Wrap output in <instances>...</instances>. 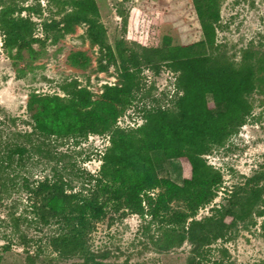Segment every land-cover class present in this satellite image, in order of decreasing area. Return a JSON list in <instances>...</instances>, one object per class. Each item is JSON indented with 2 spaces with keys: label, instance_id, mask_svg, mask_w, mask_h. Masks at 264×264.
<instances>
[{
  "label": "trees",
  "instance_id": "obj_1",
  "mask_svg": "<svg viewBox=\"0 0 264 264\" xmlns=\"http://www.w3.org/2000/svg\"><path fill=\"white\" fill-rule=\"evenodd\" d=\"M48 1L57 3L56 13L62 17L41 24L42 30L69 32L75 25L86 24L90 42L99 48V67L113 65L118 75V82L105 84L96 98L76 79L59 84L63 95L32 93L27 101L31 131H16L20 141L0 149V175L26 152L56 159L50 174L24 184L33 217L42 225L56 226L48 237L50 250L60 259H79L70 264H107L91 250L88 235L108 208L127 209L142 219L149 217L145 230L158 223L161 236L150 235L157 251L188 241L192 249L186 264H203L208 246L218 239H229L239 222L250 219V224H255L254 217H262L264 230V167L232 190L226 204L213 207L210 216L195 219L198 209L215 198L223 183L220 170L208 163L206 156L225 147L247 122L253 109L251 94H264V53L245 49L236 58L217 43L222 26L220 0H193L203 36L199 41L183 43L170 21L140 12L135 14L131 45L118 50L108 45L95 0ZM25 10L39 13L41 7L0 0L3 47L34 53L32 44L42 40L35 33L37 22L21 15ZM88 60L82 51L69 55L74 65H86ZM145 66L157 70L164 66L174 74L176 93L166 104L140 93ZM137 97L139 101L151 98L152 102L140 107L142 123L118 126V118ZM91 133L108 135L109 145L100 156L99 170L87 173V184L76 190L70 179L57 172L65 154L55 156L48 145L53 139L77 141ZM34 135L38 142L33 141ZM169 159L181 162V184L159 174ZM13 233L27 247L30 239L15 228ZM34 257L27 253L29 264H36Z\"/></svg>",
  "mask_w": 264,
  "mask_h": 264
},
{
  "label": "rangeland",
  "instance_id": "obj_2",
  "mask_svg": "<svg viewBox=\"0 0 264 264\" xmlns=\"http://www.w3.org/2000/svg\"><path fill=\"white\" fill-rule=\"evenodd\" d=\"M18 1H22L26 7H41L39 13L25 10L21 15L30 16L37 22L35 33L42 42L32 44L34 53L7 50L3 47L0 31V149L20 141L14 135L16 131H31L32 117L27 101L32 93L63 95L59 84L76 79L96 98L105 84L118 82L117 70L113 65L107 69L99 67V48L90 42L86 24L75 25L69 32L57 28L45 33L41 24L62 17V14L56 13L57 3L48 0ZM95 1L99 20L105 27L107 42L112 50L131 45L132 28L137 25L135 14L140 12L160 15L162 19L170 21L177 27L183 43L203 38L193 0ZM121 12L126 17L121 16ZM220 16L222 26L217 31V43L221 44V50L236 58L245 49L264 53V0H220ZM77 51L89 57L86 65L80 62L74 65L69 61V55ZM141 83L140 93L158 98L160 104H166L176 93L174 74L164 66L159 70L151 66L143 67ZM249 100L253 109L247 122L228 140L225 147L206 156L208 163L220 170L223 183L215 198L198 209L195 219L210 216L213 207L226 204L232 190L242 186L248 177L264 167V94L254 92ZM145 103L151 105V98L139 101L137 97L118 118L117 125L135 127L141 124L140 107ZM32 138L34 142L39 141L35 135ZM78 140L59 138L51 140L48 145L55 156L65 154L56 166L57 172L70 179L76 190L87 184V173L96 174L99 170L100 156L109 145L106 134L91 133ZM15 161L0 175V264H29L26 258L28 252L35 255L36 264H70L79 261L60 259L50 250L47 241L56 226L42 225L33 217L29 193L25 190V182L32 184L50 174L57 163L56 159L49 160L42 154L26 152L21 160ZM159 174L181 184L183 170L180 160L165 161ZM12 217L18 219L14 221ZM254 218L255 224H250V219L239 222L237 228L229 233V239H218L208 246L202 263L260 264L264 261V230L260 226L262 217ZM148 219H142L127 209L115 211L108 208L105 217L96 222L89 233V246L98 260L107 264H186L192 245L184 241L181 245L157 251L150 235L161 236L157 231L159 224L154 223L145 230ZM229 220L230 217L226 218V222ZM13 223L17 226L14 227ZM14 228L18 234L30 239L27 247L13 233Z\"/></svg>",
  "mask_w": 264,
  "mask_h": 264
}]
</instances>
